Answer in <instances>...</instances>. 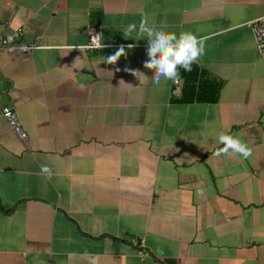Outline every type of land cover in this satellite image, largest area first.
Returning a JSON list of instances; mask_svg holds the SVG:
<instances>
[{
  "label": "crops",
  "instance_id": "crops-1",
  "mask_svg": "<svg viewBox=\"0 0 264 264\" xmlns=\"http://www.w3.org/2000/svg\"><path fill=\"white\" fill-rule=\"evenodd\" d=\"M262 15L264 0H0V32L43 46L0 52V103L28 134L0 115V264H264ZM145 17L208 37L195 64L217 101L152 83L147 38L123 32ZM90 30L105 47H85ZM221 131L252 155L215 156Z\"/></svg>",
  "mask_w": 264,
  "mask_h": 264
},
{
  "label": "clouds",
  "instance_id": "clouds-1",
  "mask_svg": "<svg viewBox=\"0 0 264 264\" xmlns=\"http://www.w3.org/2000/svg\"><path fill=\"white\" fill-rule=\"evenodd\" d=\"M123 32L126 38L137 40L147 38V59L144 61V67L152 71V83L157 86L161 84L162 80L177 81L180 76V68L188 72L192 71V65L198 62L204 54L208 39V37H198L191 31H181L177 34L167 31L164 27L157 28L150 24L146 17L141 19L138 28L135 23H131ZM134 32L136 33L135 37L132 35ZM90 47L102 49L105 45L100 43V37L96 36L93 37V44ZM128 47L131 48L133 45L130 44ZM80 49L83 50V47ZM125 54V47L121 45L114 54L103 57V61L108 64H115ZM129 71H132L140 84L145 82L143 72L139 70ZM215 139L218 144L222 145L214 153L217 157L238 154L247 159L252 155V148L243 142L239 136L221 131L215 136ZM41 173L47 174V177L51 178L52 171L48 165L41 166ZM75 255V253L68 254L69 262L73 260ZM81 258L87 261V264H97L96 258L87 252L83 253Z\"/></svg>",
  "mask_w": 264,
  "mask_h": 264
},
{
  "label": "built area",
  "instance_id": "built-area-1",
  "mask_svg": "<svg viewBox=\"0 0 264 264\" xmlns=\"http://www.w3.org/2000/svg\"><path fill=\"white\" fill-rule=\"evenodd\" d=\"M250 26L253 33V38L256 44V48L261 57L264 58V15L258 16L251 20ZM99 36L100 43H102V33L99 31L90 30L88 33V42L85 45L87 49H98L95 47H90L93 44V37ZM103 44V43H102ZM43 47L39 43V37H36L35 40L31 43H27L21 40L20 35L16 34V37L13 39H8L0 32V52L6 53H30L33 49ZM173 82V81H172ZM175 88L173 90L174 94H179L180 83L179 79L173 82ZM0 115L6 121L10 129L16 134V136L22 141L24 146L28 147V134L21 125L17 114L11 104H1L0 103ZM134 246H138L136 241H133Z\"/></svg>",
  "mask_w": 264,
  "mask_h": 264
},
{
  "label": "trees",
  "instance_id": "trees-1",
  "mask_svg": "<svg viewBox=\"0 0 264 264\" xmlns=\"http://www.w3.org/2000/svg\"><path fill=\"white\" fill-rule=\"evenodd\" d=\"M97 17V16H95ZM98 25L100 22L94 21ZM99 20V19H98ZM179 80L181 82V92L174 100L180 103L186 102H215L218 100L219 91L222 87V82L206 74L203 70L194 63L192 71L179 69Z\"/></svg>",
  "mask_w": 264,
  "mask_h": 264
}]
</instances>
